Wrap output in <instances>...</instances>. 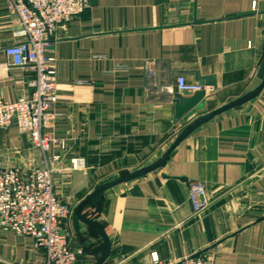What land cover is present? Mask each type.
<instances>
[{
	"label": "crops",
	"instance_id": "1",
	"mask_svg": "<svg viewBox=\"0 0 264 264\" xmlns=\"http://www.w3.org/2000/svg\"><path fill=\"white\" fill-rule=\"evenodd\" d=\"M16 17L0 0V99L29 94L33 72L13 66ZM47 56L55 61L58 142L55 191L67 204L64 229L75 264H264V87L251 101L198 124L159 168L194 120L256 90L264 79V0H91L57 27ZM115 66L124 67L116 71ZM213 86L205 105L175 118L176 81ZM78 158L82 170L69 171ZM40 152L12 126L0 130V170H27ZM204 185L207 207L194 213L189 184ZM156 258V262L153 261ZM0 264H45L29 237L0 229Z\"/></svg>",
	"mask_w": 264,
	"mask_h": 264
},
{
	"label": "built area",
	"instance_id": "2",
	"mask_svg": "<svg viewBox=\"0 0 264 264\" xmlns=\"http://www.w3.org/2000/svg\"><path fill=\"white\" fill-rule=\"evenodd\" d=\"M8 11L16 17L13 32L15 43L4 49L7 60L17 68L33 72L35 78L27 86L29 94L15 101L0 99V130L15 126L26 134L32 146L40 152L38 165L27 170H0V229L17 236L29 237L36 249H43L45 264H75L76 254L68 244L64 229L69 208L55 191L52 164L60 157L52 149H64L53 132L59 115L55 61L47 56L48 41L57 27L66 24L90 6L91 0H3ZM8 63L0 65L7 70ZM124 67L115 66L116 71ZM177 93L194 94L208 89L187 83L183 76L176 81ZM84 163L74 158L69 171L82 170ZM189 200L194 213L207 207L205 188L201 182L189 184ZM156 262V258H153ZM178 264H213L210 258H187Z\"/></svg>",
	"mask_w": 264,
	"mask_h": 264
},
{
	"label": "water",
	"instance_id": "3",
	"mask_svg": "<svg viewBox=\"0 0 264 264\" xmlns=\"http://www.w3.org/2000/svg\"><path fill=\"white\" fill-rule=\"evenodd\" d=\"M206 82V86H213L214 84L210 82L209 78H205L204 80H202L200 83L201 85H204V83ZM264 87V79L262 81V83L260 84V86L254 90L253 92L243 96L242 98H239L238 100H235L234 102H231L230 104L223 106L213 112H210L208 114H205L203 116H201L200 118H197L196 120H194L193 122H191L182 132L181 134L178 136V138L175 140V142L173 143V145L170 147V149L166 152V154L164 155V157L157 162V164H155L154 166L147 168L145 170L136 172L134 174H130L128 176L122 177L118 180H116L115 182H113V184L118 183V182H123V181H127V180H132L134 178L143 176L157 168H159L160 166H162L165 161L168 158V155L171 153V151L201 122L215 117L225 111H228L230 109H233L235 107H238L240 105H243L249 101H251L252 99H254L263 89ZM204 96L205 93L203 91L197 92L192 94V96L190 97H183L180 94L175 96V100H174V113H175V118L176 119H180L186 115H189L191 113H193L194 111H198L200 109H202L205 105V101H204ZM109 185H105L102 186L100 188H98L94 193H92L89 197H87L77 208L76 212H77V218L79 220H81L82 222L94 226L96 228H98L101 232L102 235V240H103V246H102V257L99 260V262L97 264H101L104 259L107 257L108 253H109V249H110V244L109 241L105 235V233L102 231L101 228H99L96 224H94L93 222L86 220L84 217H82L79 214V210L87 203L89 202L94 196H96L98 193L102 192L104 189H106ZM199 256V254L193 256L192 258H197Z\"/></svg>",
	"mask_w": 264,
	"mask_h": 264
}]
</instances>
